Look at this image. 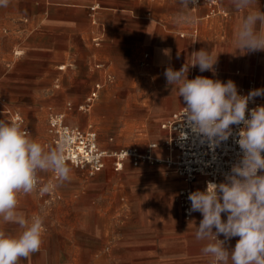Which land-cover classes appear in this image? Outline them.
<instances>
[{
  "label": "crops",
  "instance_id": "1",
  "mask_svg": "<svg viewBox=\"0 0 264 264\" xmlns=\"http://www.w3.org/2000/svg\"><path fill=\"white\" fill-rule=\"evenodd\" d=\"M258 4L264 11V0ZM182 10L179 0H9L0 7V118L9 121L7 111L22 119L30 115L34 125L23 119V128L54 147L49 115L70 112L72 100L99 82L84 111L92 122L87 125L112 130L109 141H100L95 128L99 146L144 149L156 141L154 154L164 157L167 131L161 125L184 103L167 85V67L179 70L192 52L205 48L218 54L215 75L190 67L189 79H231L238 91L251 81L264 88V51L235 49L234 29L243 13L230 0H200L190 10L198 18L191 26L173 23ZM78 116L71 125H79ZM118 130H124L120 147ZM148 165L154 164L126 163L120 171L107 165L93 174L84 169L93 186H60L51 200L36 192L21 196L19 210L29 218L42 215L46 231L41 250L19 264H211L201 252L208 241L196 240L192 226H199L202 214L185 218L175 200L184 181L166 166L140 169ZM41 175L54 180L51 172ZM0 228L22 231L11 223L0 222ZM238 239L226 247L231 250Z\"/></svg>",
  "mask_w": 264,
  "mask_h": 264
},
{
  "label": "clouds",
  "instance_id": "2",
  "mask_svg": "<svg viewBox=\"0 0 264 264\" xmlns=\"http://www.w3.org/2000/svg\"><path fill=\"white\" fill-rule=\"evenodd\" d=\"M9 0H0L7 7ZM182 6L174 18L177 26L194 25L198 18L190 10L198 0H179ZM243 13L234 29L233 44L241 53L264 51V11L258 0H230ZM170 54V50H165ZM218 54L205 48L194 51L191 60L179 70L167 67V85L183 98V121L191 132L215 149L230 137L240 149L238 159L223 173L222 182L209 181L204 190L190 192L188 215L200 212L202 220L195 226V238L208 241L201 249L211 264H264V105L249 109L250 102L264 96V88L238 92L229 79L196 76L188 78L190 67L215 75ZM247 114V115H246ZM238 126L235 133L233 126ZM185 139L186 134L181 133ZM68 140L62 138L55 147H46L34 139L18 121L0 119V222L15 224L22 231L11 234L0 228V264H19L41 250L45 218H30L19 210L20 197L37 191L46 194L70 179L72 168L65 155ZM51 172L54 180L42 182L41 173ZM226 215V219L222 218ZM189 227V225H188ZM223 235L224 239H219ZM239 237L231 250L226 243Z\"/></svg>",
  "mask_w": 264,
  "mask_h": 264
},
{
  "label": "built area",
  "instance_id": "3",
  "mask_svg": "<svg viewBox=\"0 0 264 264\" xmlns=\"http://www.w3.org/2000/svg\"><path fill=\"white\" fill-rule=\"evenodd\" d=\"M207 1L210 5L215 4V0ZM95 6H92L91 9H94ZM97 66L100 67L102 64L98 63ZM100 88L101 83L99 82L93 85L83 104L79 105L80 110L88 111L91 108ZM256 88L255 83L251 81L247 86L241 87L238 92L246 95L250 90ZM258 105H264V96L256 97L254 102L249 103L248 108L252 109ZM184 106L185 103L178 111L172 113L168 121L161 125L167 131L163 145L166 151L164 157L154 154V150L159 147L156 141L149 142L144 149L135 146H125L115 150L102 149L98 143L97 132L91 125H88L86 129H82L79 126L67 124L63 112H53L49 115L48 130L54 147L62 138L68 140L65 152L67 162L86 169L90 174L104 169L107 165H110L115 171H120L126 163L133 166H138L141 163H163L181 177L185 183L177 190L175 200L184 217L189 218L191 216L188 215L187 211L191 206V202L188 200L189 193L204 190L209 181L222 182L224 179L223 173L229 171L231 165L238 159L240 149L233 137L222 142L215 149L210 148L207 142L201 143L200 139L187 127L186 122L182 120ZM7 114L9 115V121L23 123L19 113L7 111ZM24 129L27 131L26 128ZM233 130L235 136L238 126L234 125ZM181 133H185L187 138L182 139ZM40 176L44 183L51 181L41 174ZM198 181L200 182L198 183ZM36 193L40 194L39 191ZM43 195L51 200L55 198L56 191ZM219 239H224V237H219Z\"/></svg>",
  "mask_w": 264,
  "mask_h": 264
},
{
  "label": "rangeland",
  "instance_id": "4",
  "mask_svg": "<svg viewBox=\"0 0 264 264\" xmlns=\"http://www.w3.org/2000/svg\"><path fill=\"white\" fill-rule=\"evenodd\" d=\"M16 50H18V49H16ZM88 91H87V93H88ZM87 93L83 97H81L79 99L72 100V101H74V104H72V107H71L72 110L70 112H68V113H65V122L67 124H70L71 125V124L77 122L76 119H77V117L79 118L78 115H80L81 118H82L81 121H80V123H79V125H78L80 128L86 129L87 126H88L87 124L89 122L92 124L91 121H88L87 114L84 113L83 110H80L79 109V105L83 104L84 99H85V96L87 95ZM72 116H74V117L72 118ZM23 119H24V122L25 123L27 122L28 125L29 124L34 125V123L30 119V115H28V117L23 118ZM93 126L96 129H98L97 132H98V136H99V140L100 141L101 140L109 141V138L112 136V133H111L112 130L103 132V131H100L99 128H97L95 125H93ZM95 128H93V129L95 130ZM123 132H124V130H118V147H120V145H122L120 143L124 142V140H125L124 138H122L123 136L120 137V134L123 133ZM48 137H49V135L47 136V138ZM130 139H133V138H130ZM162 143L164 145V140L162 141ZM68 164L72 168V172L70 174V179L67 182H64L61 186H63V187H70V186H72V187H74L76 189V188H81L83 186H93L94 185V183L92 182V180L89 177H87L86 171L83 168L74 166V165H72L70 163H68ZM107 168H108V170L111 169V167H107ZM140 169L141 170L164 171L166 169V167L163 166V165H161V164H154V165H148V166L140 167ZM169 175H172V176H175L176 177V175L174 173H169ZM205 263H206V259H204V264Z\"/></svg>",
  "mask_w": 264,
  "mask_h": 264
},
{
  "label": "bare ground",
  "instance_id": "5",
  "mask_svg": "<svg viewBox=\"0 0 264 264\" xmlns=\"http://www.w3.org/2000/svg\"><path fill=\"white\" fill-rule=\"evenodd\" d=\"M20 52H21V51H20L19 49L15 51V53H20ZM76 126H78V125H76Z\"/></svg>",
  "mask_w": 264,
  "mask_h": 264
}]
</instances>
